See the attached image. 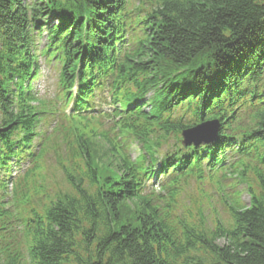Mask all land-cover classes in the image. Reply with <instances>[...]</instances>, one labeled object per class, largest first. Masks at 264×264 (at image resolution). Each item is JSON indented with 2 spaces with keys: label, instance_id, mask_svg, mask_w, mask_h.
<instances>
[{
  "label": "trees",
  "instance_id": "obj_1",
  "mask_svg": "<svg viewBox=\"0 0 264 264\" xmlns=\"http://www.w3.org/2000/svg\"><path fill=\"white\" fill-rule=\"evenodd\" d=\"M0 264H264V0H0Z\"/></svg>",
  "mask_w": 264,
  "mask_h": 264
},
{
  "label": "rangeland",
  "instance_id": "obj_2",
  "mask_svg": "<svg viewBox=\"0 0 264 264\" xmlns=\"http://www.w3.org/2000/svg\"><path fill=\"white\" fill-rule=\"evenodd\" d=\"M53 84H54L53 72H51V70H49V68L45 66L44 63H42L41 76H39V79L34 83L35 89H37L41 93V95L50 97L51 94L54 92ZM51 124L53 125V122H51ZM57 134L59 135V132ZM57 134H54V135H57ZM96 140L97 138H93V142ZM139 147H140L139 144L136 142L130 144L129 153H131L132 158L137 156L140 153ZM62 150H63V147L60 145L55 151L50 150V153H46V158L42 160L43 164L41 165L43 166V169L45 170L44 174L47 178H49V182H46V183L52 186V187L48 186L49 187L48 194H50L51 191L53 192L57 190L56 187L64 188V184H65L64 179L62 178L59 172L60 171L59 168L56 167L57 166L56 159L58 156H60V153L62 152ZM102 160L107 163L109 162V160L105 158H102ZM238 188L241 190L242 200L246 204L248 201L246 190L243 186H239ZM186 190H187V195H185V197L190 196V195H195L197 191V185L195 184V182H190ZM204 190H207V189L205 188ZM210 203L212 204L213 201ZM204 214L205 216H210L211 212L210 210L205 209ZM222 217L224 218L223 214H222ZM219 243L221 244L222 241H219ZM21 255H25L24 252H22Z\"/></svg>",
  "mask_w": 264,
  "mask_h": 264
},
{
  "label": "water",
  "instance_id": "obj_3",
  "mask_svg": "<svg viewBox=\"0 0 264 264\" xmlns=\"http://www.w3.org/2000/svg\"><path fill=\"white\" fill-rule=\"evenodd\" d=\"M217 126V122L210 121L183 130L181 132L182 144L210 142L216 135Z\"/></svg>",
  "mask_w": 264,
  "mask_h": 264
}]
</instances>
